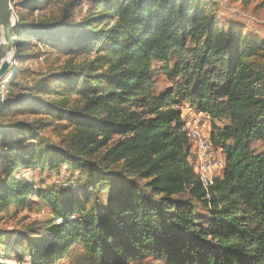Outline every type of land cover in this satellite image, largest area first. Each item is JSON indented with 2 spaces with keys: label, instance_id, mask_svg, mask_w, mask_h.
<instances>
[{
  "label": "trees",
  "instance_id": "1",
  "mask_svg": "<svg viewBox=\"0 0 264 264\" xmlns=\"http://www.w3.org/2000/svg\"><path fill=\"white\" fill-rule=\"evenodd\" d=\"M53 2L26 1L16 62L38 61L34 40L54 62L92 53L96 60L76 74H49L36 97L8 95L0 108L4 120L32 115L69 130L54 157L34 128L0 125V207L26 206L35 195L55 217L47 238L28 242L30 264H264V152L253 149L264 141V85L250 63L264 43L223 30L202 0H94L81 29L65 37L63 22L28 23ZM154 62L165 63L173 92L155 93ZM31 75L16 68L8 87L17 90ZM72 99L84 102L82 111L69 110ZM184 105L211 118V139L224 154V172L209 191L190 162ZM115 138L101 162L90 160ZM63 165L84 174L89 190L102 184L107 207L89 212L88 196L37 190L18 175Z\"/></svg>",
  "mask_w": 264,
  "mask_h": 264
},
{
  "label": "rangeland",
  "instance_id": "2",
  "mask_svg": "<svg viewBox=\"0 0 264 264\" xmlns=\"http://www.w3.org/2000/svg\"><path fill=\"white\" fill-rule=\"evenodd\" d=\"M27 0H13L11 6L15 12L17 21L18 15L23 13V7ZM210 13L216 19L219 26L227 31L234 30L237 33H242L245 36L257 38L264 43V0H202ZM94 7V0H54L52 5L44 10L35 13L33 16L28 17V23L35 25L53 24L63 22V28L60 30L62 35L68 32L71 27L81 29L85 20L89 17V12ZM66 16V17H65ZM1 36V30H0ZM32 53H40L38 61L27 62L22 65L14 61L12 71L6 75L9 78V83L12 81V75L16 68L21 70H29L32 75L25 81L19 83V88L14 90L8 87L9 98L17 96L22 97L24 100H30L31 97H36L37 92L46 76L52 73L60 72H74L81 68H88L89 64L96 60V54L80 56V57H61L55 62L48 59L44 48L41 47L34 40ZM30 53V54H32ZM16 56V53H15ZM177 58L171 57L169 60L170 68L177 64ZM251 66L260 72L262 79L260 84L264 85V50L257 57L251 61ZM165 63L154 62L152 66V81L153 88L156 94L173 92L175 90L174 81L165 74ZM77 78L80 73H77ZM10 85V84H9ZM84 102L76 99L71 100L69 110L82 111ZM96 112V111H95ZM88 114L91 118L96 119L99 112ZM186 121L198 122V119L186 114ZM214 123V122H213ZM17 124L26 125L37 130L40 139L37 141L41 144L43 150L54 157L61 154L63 148V140L69 130H62L57 128V125L50 120H44L34 117L32 115L19 116L14 119L4 120L0 118V125H5L8 129H14ZM204 124L202 120L201 125ZM210 135L209 132L206 133ZM117 142L115 138L105 149L100 150L90 160L96 163L101 162L105 157L106 152ZM253 149L257 155L264 152V141H256L253 143ZM1 155V154H0ZM68 165H63L61 168L52 170H27L22 169L19 172L20 180H28L33 182L37 190L50 192L60 196H65L69 193L74 194L80 199L86 198L87 211L100 210L106 208L108 205L106 192L102 184L97 186L95 191L89 190L87 179L85 175L78 173H71L67 170ZM50 169V168H48ZM0 170V177L2 176ZM17 175V176H18ZM82 178V185L74 186L71 191H65L64 188L69 186L68 180H79ZM65 179V180H64ZM181 200H189V195H184ZM194 204L199 208L202 214H206V210L197 202ZM55 217L52 214L49 206L40 201L35 195H32L28 204L23 207L12 206L8 209L0 207V237L4 247L8 251V256L5 260L0 261V264H19L24 260L23 264H30L28 242L34 244L38 241L47 238L48 229L54 225ZM57 223V221H56ZM133 264H165L162 261L155 259H145L143 261Z\"/></svg>",
  "mask_w": 264,
  "mask_h": 264
},
{
  "label": "built area",
  "instance_id": "3",
  "mask_svg": "<svg viewBox=\"0 0 264 264\" xmlns=\"http://www.w3.org/2000/svg\"><path fill=\"white\" fill-rule=\"evenodd\" d=\"M9 78L5 76L0 81V108L5 103L8 92ZM186 114L198 119V122L186 121ZM181 118L186 122V131L191 143L190 160L195 176L201 182L203 188L209 191L214 186L217 178L221 177L225 168V158L223 151L217 148L212 139L213 121L210 117L196 111L189 105L181 108ZM202 120L204 124L201 125ZM209 132L210 135L206 133ZM61 220H57L60 224ZM5 248L0 247V261L7 257Z\"/></svg>",
  "mask_w": 264,
  "mask_h": 264
},
{
  "label": "water",
  "instance_id": "4",
  "mask_svg": "<svg viewBox=\"0 0 264 264\" xmlns=\"http://www.w3.org/2000/svg\"><path fill=\"white\" fill-rule=\"evenodd\" d=\"M18 24L10 0H0V81L14 66L16 26Z\"/></svg>",
  "mask_w": 264,
  "mask_h": 264
}]
</instances>
